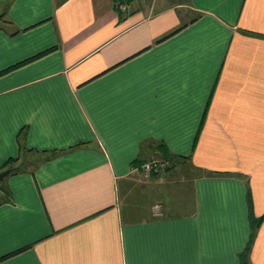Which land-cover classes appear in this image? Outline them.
<instances>
[{
  "label": "crops",
  "instance_id": "1",
  "mask_svg": "<svg viewBox=\"0 0 264 264\" xmlns=\"http://www.w3.org/2000/svg\"><path fill=\"white\" fill-rule=\"evenodd\" d=\"M183 6L0 0V264H264V0Z\"/></svg>",
  "mask_w": 264,
  "mask_h": 264
},
{
  "label": "built area",
  "instance_id": "2",
  "mask_svg": "<svg viewBox=\"0 0 264 264\" xmlns=\"http://www.w3.org/2000/svg\"><path fill=\"white\" fill-rule=\"evenodd\" d=\"M123 9H126L127 5H122ZM170 159L163 156H152L144 161H141L139 164H133L131 171L133 173L137 172L142 177H150L152 175H161L164 174L170 164ZM156 213H159V205H155ZM159 210V211H158Z\"/></svg>",
  "mask_w": 264,
  "mask_h": 264
},
{
  "label": "trees",
  "instance_id": "3",
  "mask_svg": "<svg viewBox=\"0 0 264 264\" xmlns=\"http://www.w3.org/2000/svg\"><path fill=\"white\" fill-rule=\"evenodd\" d=\"M122 1H128V0H122ZM161 148H162V151H161V156L163 157H166V158H169L171 157L170 153L168 152V149L166 148V145L164 143H162L161 145ZM20 150H22L23 152L22 153H27V152H32L33 151V148H28V147H23V146H20ZM21 152V151H20ZM21 157V153L20 155H18L17 157H12L10 159H8L5 163L3 164H0V170L2 169H5V168H8V167H11L12 170H17L19 167H16L14 166V164L20 159ZM141 162V161H140ZM140 162L136 163V164H139ZM2 182L3 180L0 182V186H2ZM3 200V198H0V201ZM259 220L257 221H254L252 219V233H251V239L253 238V235L257 229V226L259 224ZM244 264H248L247 262V254L244 256Z\"/></svg>",
  "mask_w": 264,
  "mask_h": 264
},
{
  "label": "rangeland",
  "instance_id": "4",
  "mask_svg": "<svg viewBox=\"0 0 264 264\" xmlns=\"http://www.w3.org/2000/svg\"><path fill=\"white\" fill-rule=\"evenodd\" d=\"M116 1V6L119 8V9H122V10H128V9H134V8H137L139 6H144L146 4H151V2H153L154 0H128L127 2L126 1H122V0H115ZM177 2H181L185 7L187 8V4H188V0H176ZM132 2V3H131ZM126 4L127 7L126 9H123L122 5ZM130 4V5H129ZM24 156H27L25 155V153L23 154ZM34 158V157H32ZM30 161H33L32 159ZM170 164L169 166H171L172 164V160L170 159ZM28 163H29V160H28ZM28 163L24 164L25 166L26 165H29ZM169 168V167H168ZM139 178V177H138ZM157 215L161 216L163 215L162 211H160Z\"/></svg>",
  "mask_w": 264,
  "mask_h": 264
},
{
  "label": "water",
  "instance_id": "5",
  "mask_svg": "<svg viewBox=\"0 0 264 264\" xmlns=\"http://www.w3.org/2000/svg\"><path fill=\"white\" fill-rule=\"evenodd\" d=\"M12 171L11 167L0 170V182Z\"/></svg>",
  "mask_w": 264,
  "mask_h": 264
}]
</instances>
